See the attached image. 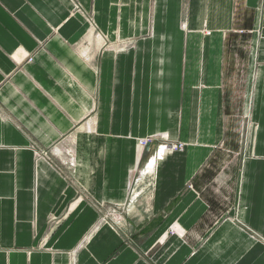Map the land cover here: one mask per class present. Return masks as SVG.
<instances>
[{
  "label": "crops",
  "instance_id": "1",
  "mask_svg": "<svg viewBox=\"0 0 264 264\" xmlns=\"http://www.w3.org/2000/svg\"><path fill=\"white\" fill-rule=\"evenodd\" d=\"M226 142L247 149L210 221ZM73 259L264 264V0H0V264Z\"/></svg>",
  "mask_w": 264,
  "mask_h": 264
},
{
  "label": "rangeland",
  "instance_id": "2",
  "mask_svg": "<svg viewBox=\"0 0 264 264\" xmlns=\"http://www.w3.org/2000/svg\"><path fill=\"white\" fill-rule=\"evenodd\" d=\"M76 11H79L76 8ZM91 20V18H90ZM88 36L90 38H97V39H104L107 40V38L105 36L102 35V33L98 32V31H89L88 32ZM241 40H239L237 42V44H233V46H237V49L234 48L233 52H235L236 54L238 53H242V49H241ZM236 86L239 87V81H234L233 84H231V86ZM230 100L229 104H231V100L233 101L232 104H235V107H239L238 102H239V96L238 95H231L229 97ZM227 103V105H229ZM228 115V141L229 138L235 139L236 137H238L239 132H240V117H239V111H235V112H227ZM236 140V139H235ZM52 150L54 148V145L51 146ZM56 147L58 148V150H61L63 152L67 153V156L69 158L68 160V166L73 168V161L71 160L72 157V152L74 151V143H70L69 142H65L64 139L62 140L61 143H59L58 145H56ZM247 149V144H240L239 142L237 143H228L226 142V145H222L220 151V154L217 156V158L214 160V165L212 166L213 169H217V167H224L225 164H227V167L229 168V170L225 171L222 175L221 173V178H216V182H214L212 185H210V187L208 188V190L205 192V195L207 197V199L209 200V203L211 204V213H212V218H210V221L215 220V219H221L223 218V214L222 212L225 211V207L228 204V199L231 198V190L234 188L233 184H232V179L230 178V175L234 172L237 171L238 167V163L240 162L241 158L243 157V154L246 152ZM180 151V150H179ZM178 151V152H179ZM225 151H231V152H235V155H232L230 153H227ZM141 168H143V164L141 165ZM73 171V170H72ZM145 172V169H144ZM73 174V173H72ZM221 212V213H220ZM222 214V215H221ZM124 215L120 216L116 210L110 211L107 215H105L102 218V221H111L112 223H114V225H116L118 227V229L125 230L127 229L126 227V219L123 218ZM221 216V217H220ZM87 239H84L83 243H86ZM81 244V245H82ZM81 245H79L78 247H80ZM72 264H74V259L72 261Z\"/></svg>",
  "mask_w": 264,
  "mask_h": 264
},
{
  "label": "built area",
  "instance_id": "3",
  "mask_svg": "<svg viewBox=\"0 0 264 264\" xmlns=\"http://www.w3.org/2000/svg\"><path fill=\"white\" fill-rule=\"evenodd\" d=\"M151 143H152V139L150 137H148V138L139 140L138 146H139V148H142V149H148ZM183 148H184V144H182V143L163 145V146H160L158 148L156 154L158 157H160L164 154L163 152L166 150H170V151L175 152V151H179V150L181 151V150H183Z\"/></svg>",
  "mask_w": 264,
  "mask_h": 264
},
{
  "label": "bare ground",
  "instance_id": "4",
  "mask_svg": "<svg viewBox=\"0 0 264 264\" xmlns=\"http://www.w3.org/2000/svg\"><path fill=\"white\" fill-rule=\"evenodd\" d=\"M72 137H73V136H72ZM165 152H166V153H172L173 151L166 150V151H164L163 153H165ZM166 153H165V154H166Z\"/></svg>",
  "mask_w": 264,
  "mask_h": 264
}]
</instances>
